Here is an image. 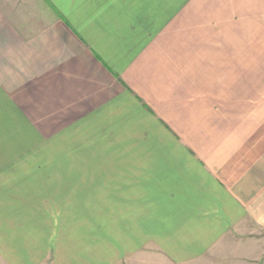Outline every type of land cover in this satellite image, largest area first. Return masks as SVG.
Returning a JSON list of instances; mask_svg holds the SVG:
<instances>
[{"label":"crops","instance_id":"obj_1","mask_svg":"<svg viewBox=\"0 0 264 264\" xmlns=\"http://www.w3.org/2000/svg\"><path fill=\"white\" fill-rule=\"evenodd\" d=\"M202 5L0 0V137L64 179L0 180V264H264L263 56Z\"/></svg>","mask_w":264,"mask_h":264},{"label":"rangeland","instance_id":"obj_2","mask_svg":"<svg viewBox=\"0 0 264 264\" xmlns=\"http://www.w3.org/2000/svg\"><path fill=\"white\" fill-rule=\"evenodd\" d=\"M197 1L200 7L203 2L206 6L209 3V13H213L212 26L220 59L222 49L229 44L232 63L237 57L233 55L234 51L237 55L238 49L243 47L247 48L248 64H254L256 50L262 52L264 63V0ZM223 38L227 41H223ZM235 63L238 64V58ZM14 140V137H0V180H64L60 169L33 168L35 163L31 160L28 138H23L27 145L19 151H13L14 148L8 146Z\"/></svg>","mask_w":264,"mask_h":264}]
</instances>
